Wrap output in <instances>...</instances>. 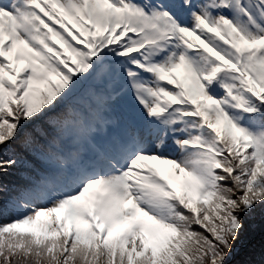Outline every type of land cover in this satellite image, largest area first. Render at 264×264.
<instances>
[{"label":"snow or ice","instance_id":"snow-or-ice-1","mask_svg":"<svg viewBox=\"0 0 264 264\" xmlns=\"http://www.w3.org/2000/svg\"><path fill=\"white\" fill-rule=\"evenodd\" d=\"M0 264H264V0H0Z\"/></svg>","mask_w":264,"mask_h":264}]
</instances>
